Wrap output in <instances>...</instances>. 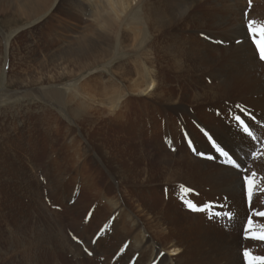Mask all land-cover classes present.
Returning <instances> with one entry per match:
<instances>
[{"label":"bare ground","instance_id":"6f19581e","mask_svg":"<svg viewBox=\"0 0 264 264\" xmlns=\"http://www.w3.org/2000/svg\"><path fill=\"white\" fill-rule=\"evenodd\" d=\"M1 1L4 4L13 5L12 16L14 18L15 16L18 17V20L19 18H25L27 21L26 25H31L30 22H35L34 20L51 14V12L52 16L56 18L74 19L73 23L77 26L78 33L74 34V36H72L73 34L71 36L67 35V39L64 41L65 46L57 50L50 49L51 52H45V56L43 54V56L35 55L39 63L53 64L50 66L51 68L45 67L44 64L41 66L42 69L44 67L48 72H43L44 77L36 80L38 86L54 83L62 84L65 80L81 81L86 74L115 54L113 51H115L116 44H119L121 49L129 51L145 48L141 55H137L131 60L132 63L127 70L121 65L116 69V73L120 75V78L128 83L127 93H120L116 98L110 96L111 99L106 94L107 90L102 85L103 81L98 80L101 78V74H98L74 89L77 94L76 97L71 94H67L64 97L63 103L69 104L70 119L75 124L71 128H66L67 126L61 122L60 116L56 115L65 127L62 137L59 136L55 144L64 143L66 139H69L63 145L61 153H59L58 149L51 146L52 144L49 142L52 141L53 126L46 135L49 139L47 141L49 150L45 163L47 164L51 159L52 162L57 161L56 165L58 166L57 169L49 167V172L55 173L58 183L69 175L68 186L72 187L70 191L73 192L70 193L67 200L72 199L71 194L73 195L74 190L79 186L83 188V195L81 194V196L85 199L86 209L95 204L94 218L99 221L94 230L95 234L111 217H116V220L113 221L112 231L106 237L98 240L96 244L90 243L91 248L99 247V245L104 247L112 245V250L114 248L112 251L114 252V259L111 257L113 262L111 260L109 264H224V261L226 264H243L242 256L238 252L234 253L233 248L227 247L230 246L227 241H218L230 240V238L225 237L223 234L217 235L210 225H206L205 222L200 220L203 213L192 214L189 212L187 215H182L185 213H181L182 210L176 207V204H173L171 198H169V201L165 200V193L162 190L163 185H173L178 180L177 177L182 175V168L174 165H170L166 169L159 168L161 171L158 170L156 172L158 174L154 175V177L150 175L149 171L152 168L149 167L150 165L147 164V161L155 159L157 163L178 161L177 164H184L183 162H185V164L190 165L188 168L191 165L193 167L197 166L200 171H205V166L209 165L217 170L218 177L235 178L233 181L234 185L227 186L228 188L226 187L225 191L227 190V196L234 204L233 209L236 211L238 208L242 209V207H239V201L243 197L237 178L230 170L221 166L218 161L203 160L197 156L189 158L191 152L184 136V133H187L188 138L192 139L197 150L205 152H208L210 146L200 129L204 128L210 134H214V138H218L216 137L218 127L211 121L214 118V113L212 114L206 108L200 109V106L194 108L197 102H201L204 105V96L209 92H213L216 84L212 86L206 83L202 84V91H196L191 98L192 104L195 103L193 106L184 103L185 99L182 98V95L175 90L169 89V84L172 83L170 81L171 72L177 73L178 70H182L183 66L180 65L183 61L197 59L199 62H207V65H212L215 62L214 68L217 69L213 68V71H223L225 74L223 79L220 76L218 77L221 84L225 86L227 84L224 89L236 86L240 90H244V94L256 93L264 95V63L258 59L256 50L245 29L247 20L243 17V11L248 7L247 0H212V6L222 11L223 14L211 13L210 22H212L214 27L222 28L219 35L225 37L223 41H233L231 46L227 48L217 47L216 55L213 53L215 48L213 45L204 41L199 45L192 46V42L182 38L181 34L172 33L173 29L181 31V29L184 30L186 28L183 21L191 22L199 17L198 14H192L190 10L193 5L201 0H158V6L155 5L157 0ZM58 1H61V5L54 10ZM252 2L248 18L263 22L264 0H252ZM164 6L167 7L162 8ZM137 8L138 15H133ZM77 19H85L88 22L80 26L76 22ZM141 21L146 22L145 26L148 31L147 39L145 38L144 40L143 36L145 34H141L144 33V30L136 26L140 25ZM207 21L208 19L202 20L201 18L198 20L201 24ZM130 22L133 23L130 31L135 30L137 32L132 31L134 33H129L126 30ZM217 36H215L214 41L217 40ZM236 40H241L242 43L237 44ZM10 46L11 44H9ZM8 54L11 56L10 49ZM223 58H226V60H223ZM213 74L216 75L215 72ZM7 80L11 84H15L18 80L20 82V85L17 86L18 89L26 87V83H28L25 82L24 85L20 81V76L13 74H9ZM229 81L234 82V84H229ZM244 96L240 95L242 99H244ZM106 100L109 102H106ZM261 100V105L264 106V97ZM243 101L247 106L256 107L254 103L257 101L252 98H245ZM141 105H145L146 109L142 108L143 110L140 111L146 115L145 127L147 128L148 126V132L153 129L150 132V137L146 138V140L142 138H139L138 141L134 140V129L131 127L130 141H126L123 138L125 136L120 133L116 134V138L112 139L107 131L109 125L101 123L100 119L103 117H110V120L113 117L121 119L125 111L124 108L129 107L131 108L130 115L135 118L131 120L132 126L134 122L139 121L138 117L143 116V114L138 113V108ZM258 108H262L264 111V107ZM89 110H93V112L89 113ZM154 111L156 114L153 113ZM113 112H116V114H113ZM253 112L256 115V111ZM151 113H153V116H151ZM169 115H180L181 118L179 120L182 122L180 128L183 127V133L178 129H164V139L152 142L155 136L153 133H157L156 127L165 125L170 118L173 119ZM182 116L188 117V123H184L185 120H183ZM216 122L219 123V120L217 119ZM226 128L227 134L225 133ZM5 131L2 137L5 142L0 145L2 153H6L2 163H19V160L23 163V160H25L24 156L30 154L26 146H35L36 138L34 136L29 137L25 143L21 135H16L11 131L9 124L6 123ZM237 136L240 138L239 135ZM83 138H86L87 143L82 142ZM221 139L229 148H233L241 155L249 150L248 144L241 138L239 140L233 138V131L226 126H223L221 130ZM168 141H172V147L177 149L176 154L166 153V150H171ZM218 142H220V138ZM3 150L5 151L3 152ZM30 152L31 166L34 169L24 171L25 167L22 166V163L19 164L20 170L18 167L4 169L1 161L0 168L1 170L3 169L2 180L9 183L15 181L16 173L19 172L28 179L29 187L33 186L34 181L36 183V186L33 187L35 188L33 192L35 196L37 195V181L33 172L37 167L34 160L37 151L30 149ZM21 153H23V157L20 155ZM63 153L65 155H62ZM25 158L27 159L26 156ZM262 163L263 166L264 162ZM184 169L185 171L188 170ZM208 174L211 176V173L208 172ZM212 174L216 175L213 172ZM102 177L105 181L103 184L99 181ZM109 178L110 180L113 179L114 183L106 185L111 182ZM117 179L119 182H115ZM187 180L186 182L188 183ZM156 181L160 185H155ZM5 183L2 184L0 181V186L3 187ZM193 184L192 187L195 184L199 186V183ZM105 186H110L111 188V193H108V195ZM126 194L129 195V203L134 208L127 204ZM154 196L161 202L158 207L152 204L151 199ZM3 197L0 193V200ZM197 201L198 203L207 202L204 198H198ZM140 215L143 217L141 221H146V229L139 226L138 217ZM243 215L246 216V212ZM185 216H188L189 220H186ZM204 217L206 218L205 214ZM237 219L238 217L234 216L232 222L242 227L241 219L244 222V218ZM9 232L4 229L2 231V240L0 241L5 242V240L10 239L7 236L12 234L13 231ZM239 238L234 237L237 241L240 240ZM67 241L70 242V239L67 238ZM241 241L249 240L242 238ZM2 242L0 243V250L3 248ZM126 242L128 248L121 252ZM5 249L12 251L8 248ZM79 250L80 248H76L75 252L79 253L78 255H83ZM229 251L230 253L233 252V255L232 257L229 256L228 260L227 253ZM2 258L6 259L7 256L2 257L0 254V259Z\"/></svg>","mask_w":264,"mask_h":264},{"label":"rangeland","instance_id":"374dc122","mask_svg":"<svg viewBox=\"0 0 264 264\" xmlns=\"http://www.w3.org/2000/svg\"><path fill=\"white\" fill-rule=\"evenodd\" d=\"M211 3L212 0H201L200 2L193 5L190 11L194 15L198 14L199 17L196 20L193 19L191 22H185V21H183L184 23L181 22L186 26V28L184 30L181 29V31L173 29L172 33L181 34L182 38H186L189 42H192L191 43L192 46L199 45L201 42L205 41L207 44H211L213 45V47H215L213 53H215L216 55L218 51L216 50L217 47L222 46L221 48H227L231 46L233 41L232 40L224 41L223 44L214 43L215 36L218 35L217 40H224L225 37L223 35L221 36L219 35V33H221L222 31V28L220 29L218 27H214L212 22H210L209 20L211 13H217L218 15L223 14L222 11L218 10L216 7H213ZM60 5H61V1H58L55 4L54 10ZM155 5L156 6L159 5L158 0L155 1ZM251 6H249L248 4V7L246 9L248 12L250 11ZM166 7L167 6H164L162 8H166ZM12 9H13V5L4 4L1 1L0 4V145L1 144L3 145L5 142L4 138H2L3 132L4 133L6 132L5 123L9 124L11 131H13L16 135H21L25 143L28 141L29 137L34 136L36 138V145L35 146L27 145L26 148L28 153L30 154H31L30 149L37 151L36 155L34 156V160L35 163L37 164V167L33 172L35 174V180L37 181V188H36L37 195L34 196L33 194V192L35 191V188L33 187L36 186V183L34 181H33V186L29 187V182L27 181L28 179H26L25 175H22L19 172L16 173L15 181H13V183L12 182L9 183L7 181L2 180L3 169L1 170L0 168V181L2 184L6 182L3 187L0 186V188H3L0 189V193L4 196L3 199L0 200V226L2 231H4V229L5 231L8 232L10 231L9 233L13 231L12 234H9V236H7V238L10 237V239L5 240V242L0 241V243L2 242L3 245V248H1L0 250V254L2 255V257L7 256L6 259L5 258L0 259V264H16V262L17 264H22V263L24 264H33V263L35 264H87V263L109 264L110 261L112 260L113 262L114 259V252H112L114 248L112 250V245L108 247L99 245V247L91 248V244L89 242L93 239L95 234L94 230L96 229L99 222L98 219L95 220L94 218V212L96 210L95 209L96 206L95 204H93L89 208L87 207L88 210L86 209V205L84 204L85 199L84 197L82 198L81 196V194L83 195V188H80L79 186H77V189L74 190V194L73 195L71 194L72 199L67 200L70 193L73 192L70 191L72 190V187L68 186L70 180L69 175L60 183H58L55 173H52L51 171L49 172V167L57 169L58 166L56 165L57 161L52 162L51 159L47 164L45 163L46 156L48 157L47 153L49 150V146L47 145L48 143L47 141H49V139L46 137V135L47 132L53 126V132L51 138L52 141L49 142L50 144H52L51 146L58 149L59 153H61L63 145L67 143L69 139H66L64 143H60V144H55V141L56 139H59V136L62 137L63 129L65 126H67L66 128H71L75 124L70 119L69 104L66 105L63 103L64 97L67 94H71L76 97L77 94L75 93L74 89L80 84H82L84 81H87L91 77L96 76L98 74H101L102 79L99 78L98 80L103 81L102 85L104 89L107 90L106 93L107 96L109 97L113 96L114 98H116L120 93H127L128 83L124 82L120 78V75L116 73V69L121 65L127 70L132 63L131 60L137 55H141L145 48L142 47L140 50L137 51H129L127 49H121L120 45L116 44V47L114 48L115 51H113L115 52V54L113 56H110L108 59H106L105 62L101 63L93 71L86 74V76L82 78L81 81L65 80L62 82V84L54 83V84H45L42 86H38L36 80L38 79L40 80V77L41 78L44 77L43 72L47 73L48 70L47 69L45 70L44 67L42 69L41 66L44 63H39V61L35 58V55L43 54L45 56L46 53L51 52L50 49L57 50L65 46L64 41L65 39H67V35L71 36L73 34L72 36H74V34L78 33V30L76 29L77 26L75 25V23H73L74 19L56 18L52 16V12L51 14L44 15L42 18L40 17L34 20L35 22H30L31 25L30 24L26 25L27 21L25 20V18H19L18 20V17L15 16L14 18L12 16L11 14ZM133 15H138V8L133 12ZM199 18H201L202 20L208 19V21L201 24L198 22ZM76 22H78L81 26V24H86L88 20L77 19ZM132 24L133 23L130 22L128 24L129 26L126 29L129 33H131L132 31L137 32L135 30L130 31ZM139 24L140 25H136V26L139 27L141 30H144V33L141 32L138 33L145 34L143 36V40L145 38L147 39L148 31L145 26L146 22L141 21ZM23 25L24 27H22ZM202 33L204 35H202ZM209 35L212 37V40H208L205 38V36H209ZM9 44H11L10 47ZM9 49L11 51V56L8 54ZM223 60H226V58H223ZM206 63L199 62L197 59H192L190 61L187 60L183 61L180 65L183 66L182 70H178L177 73L171 72L170 81L172 83L169 84V89L175 90L176 92L180 93L182 95V98L185 99L184 103L193 106L195 103L192 104L191 98L196 91H202V84L206 83L209 86L216 84L215 90L213 92L207 93L204 96L203 98L204 105L201 102H197L194 108L200 106L201 107L200 109L206 108L212 114L214 113V118L213 120L211 119V121H213V123L216 124L218 127V131H216L217 132L216 137L220 138V141H222L221 130L223 129V126L228 127L224 123L223 114L225 110L231 107L233 104L239 103L242 106H247V104H245L243 100L245 98H252L255 101H257L256 103H254L256 107L251 105H248V107L252 108L253 111H256V116H258V112L260 111L264 118L263 109L258 108V107H264L261 105L262 103L261 98H263L264 95H259L256 93L244 94V90H240V88H237L236 86H233V88L224 89L227 86V84L226 86L224 84H221V81L218 78L220 76L223 79L225 77L224 72L213 71V68L215 67V62L212 65H207ZM46 64H44V66L48 68H51L50 66L53 65V64L52 65L51 64L46 65ZM214 69L216 70L217 68ZM213 72H215L216 75H214ZM9 74L20 76V81H22L24 85L25 82H28L29 84L26 83V87H23L22 89H18L17 86L20 85V82L17 80L18 82L16 81L15 84L13 83L14 85L11 84L9 80H7ZM31 81L35 83L32 84L33 82ZM228 83L234 84V82L232 81H229ZM218 95L220 96L217 97ZM240 95H245L244 99H242ZM106 102L109 101L106 100ZM142 108L146 110L145 105H141L138 108L139 111L138 113L143 114V116L138 117L139 121L134 122L132 126H131V120H133L134 117L133 115H130L131 108L129 107L124 108L125 111L121 119L119 118L115 119L113 117L110 120L109 119L110 117H103L100 119V121L101 123L102 122L106 123L107 126L109 125L107 131L112 139L116 136V134L120 133L121 135L123 134L125 136L123 138H125L126 141L127 140L130 141L131 140L130 129L132 127L134 129L133 130L134 140L138 141L139 138L146 140V138L150 137V132H152L153 129L150 132H148L147 130L148 126L146 125L147 128L145 127L146 115L140 112L141 110H143ZM88 112L92 113L93 110H89ZM218 112H220L221 115H217ZM153 113L156 114L155 111ZM153 113H151V116H153ZM113 114H116V112H113ZM56 115L60 116L61 118L60 120L65 126H63V124L59 121ZM169 116L171 117L172 115ZM172 117L173 119L170 118L165 125H162L161 127L159 126L156 127L157 133L155 132L153 133L155 136L152 142H157V140L162 141L164 139V134H165L164 129H172V130L178 129L180 132L182 131L183 133V127L180 128L182 126V122L179 120V118H181L180 115H174ZM182 118H184L183 120H185L184 123H188V117L182 116ZM217 119L219 120V123L216 122ZM22 123L24 124L22 125ZM225 133L227 134V128L225 129ZM233 138H235L236 140L240 139L237 136V134L234 133V131H233ZM82 142L87 143L86 138H83ZM154 148H156V146H154ZM1 149L2 147L0 146V161L2 163V159H4L6 153H2ZM4 151L5 150H3V152ZM166 153L176 154L177 149L175 150V152L171 150L169 151L166 150ZM30 154L25 155L27 159L24 156L25 160H23V163L20 162L19 160L18 161L19 163L3 162L2 165L4 169H8V167H12L14 169L15 167L16 168L18 167L20 170L19 164L22 163L23 164L22 166L25 167L24 171L34 169L31 166ZM20 155L23 157V153H21ZM62 155H65V153H63ZM193 157H195V155L191 152L189 154V158H193ZM177 162L178 161L157 163L155 162V159H153L152 161H147V164L150 165L149 166L150 168H152L149 171L151 176L157 175L158 173L156 172L158 170L169 168L170 165H174L176 167L179 166V168H182V172H181L182 175L177 177L178 180H176L173 183V185L171 186L163 185L162 187V190L165 193V200L169 201V198H171L173 204H176V207L182 210L181 213L182 212L185 213L182 215H187V213L189 214L190 211H188L182 205L180 196L183 195V193L180 191L179 185L184 184L185 186L192 187L194 185L193 183H199V186H197L198 184H195V186L192 187L196 190V192L199 193V195L188 197L194 199V201L197 203H198L197 201L198 198H204L207 202L218 201L222 199L225 195L227 196V190L225 191V188L227 186L229 187L231 184L234 185L233 181L235 178H229L224 176L218 177L217 170L211 168V166L209 165L205 166L206 167L205 171L204 170L200 171V168L197 166L193 167L191 165V167L188 168L190 166L189 164H185V162H183L184 164H177ZM6 164H8V166H6ZM262 164H263L262 162H257L254 165L255 169L258 172H264L263 171L264 165L262 166ZM184 168L188 170L185 171ZM208 172L211 173V176L208 174ZM212 172L216 173V175L214 176ZM203 177H205L207 180ZM103 179L104 178L102 177L100 180L99 179L98 180L103 184L105 183ZM112 180L113 179H111L110 180L111 182H109V184L106 185H110L114 183V180L113 181ZM186 180L188 181V183L186 182ZM115 182H119V180L117 179ZM155 185H160V184H158V182L156 181ZM200 186L202 187V189ZM105 189L107 190V195L108 193L109 194L111 193L110 186H105ZM128 196L129 195L127 194L125 195L126 202L128 205L134 208V206L129 203ZM72 201H74L75 203H72ZM151 201L153 206L155 207H158L159 203H161L160 200L155 196L151 199ZM257 202L261 203L262 200L259 199ZM228 205L230 206V210L232 211L233 215L238 217L237 220L244 218V222H245V215H243L244 212H246L244 199L239 201V207H242V209L238 208L237 211L233 209L234 204L233 202L230 201V199H228ZM90 209L93 210V219L85 223L84 216L86 212L89 211ZM225 210H229V209L226 208ZM78 211L81 213H79ZM192 214H196V213H192ZM141 215L140 217H138L139 226L142 227L143 229H146L147 228V225L145 224L146 221L145 220L141 221V219L143 218ZM201 217L202 218L200 220L205 222L206 225H210L213 231L217 235L223 234L225 237L230 238V240L225 239L218 241H227L230 245L227 247L233 248V252L235 251L234 253L238 252L242 256V250L248 247L257 248L258 250L264 253L263 245L261 246L259 243H253L252 241H241L242 239L241 225L237 226L235 222L228 223L225 219H221L219 220V222H212L209 221L207 218H205L204 214L201 215ZM185 218H187L186 220H189L188 216H185ZM258 221L264 222V219H260ZM244 222H242L241 219V223L243 224ZM2 231L0 232V240H2ZM54 234L56 237L54 236ZM73 237L82 240L83 244L77 243V239H73ZM234 237H240L239 238L240 240L237 241L238 238L234 239ZM67 238L70 239V242L67 241ZM242 244L244 245L242 246ZM5 248L11 249L12 251L6 250ZM76 248H80L79 251L83 253V255L82 254L78 255L79 253L75 252ZM85 248H87L88 252H91L92 255H88V252L84 251ZM230 251L229 253H227L228 260H229V256L232 257L233 255L232 254L233 252L230 253ZM111 257L113 259H111ZM224 264H226L225 261Z\"/></svg>","mask_w":264,"mask_h":264},{"label":"snow or ice","instance_id":"6c2138e0","mask_svg":"<svg viewBox=\"0 0 264 264\" xmlns=\"http://www.w3.org/2000/svg\"><path fill=\"white\" fill-rule=\"evenodd\" d=\"M249 6L252 4V0H248ZM243 17L247 20L245 25L246 34L250 37L252 44L255 46L258 59L264 61V22L256 19H251L247 10L243 12ZM202 35H204L202 33ZM206 39L212 40V37L205 36ZM237 44H241V40L235 41ZM214 43L223 44V40H216ZM217 115H221L220 112ZM224 123L235 134L239 135L241 140L248 144L249 150L243 155L236 152L233 148H229L223 141L218 142L219 138H214V134H210L204 128L200 131L203 136L206 137L209 143L208 152L198 151L193 144L191 138H188V134L184 133L187 146L191 152L202 159L208 161H218L221 166H224L227 170H230L232 174L237 178L240 185V190L245 203V222L242 225L241 233L244 240L264 243V223H257L254 218L264 219V210H258L256 200L260 196H264V172H258L254 165L257 162H264V118L257 119L252 108L248 106H242L239 103L233 104L227 108L224 112ZM171 151L175 152V148L172 147V141H168ZM180 191L183 195L180 196L182 205L192 213H203L206 218L212 222H219L221 219H225L228 223L234 220V215L228 205V196H224L218 201H208L197 203L194 199L188 198L189 196H198L199 193L190 186L184 184L179 185ZM72 203H75L72 201ZM229 210H225V209ZM93 219V210L86 212L84 216L85 223ZM116 217H111L107 223H104L94 235L90 241L92 244H96L98 240L106 237L113 228V221ZM73 239H77L73 237ZM77 243L83 244L82 240L77 239ZM128 248V244L125 243L121 252ZM88 252V249H84ZM88 255H92L88 252ZM163 255V253H161ZM242 258L246 264H264V256L254 255L252 250L244 248L242 252Z\"/></svg>","mask_w":264,"mask_h":264}]
</instances>
